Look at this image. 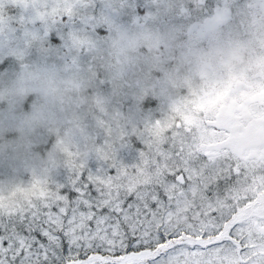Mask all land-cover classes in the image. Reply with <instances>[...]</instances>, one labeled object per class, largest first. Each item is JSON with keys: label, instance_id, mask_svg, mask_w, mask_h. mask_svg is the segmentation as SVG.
Listing matches in <instances>:
<instances>
[{"label": "clouds", "instance_id": "1", "mask_svg": "<svg viewBox=\"0 0 264 264\" xmlns=\"http://www.w3.org/2000/svg\"><path fill=\"white\" fill-rule=\"evenodd\" d=\"M185 130L264 153V0H0V214Z\"/></svg>", "mask_w": 264, "mask_h": 264}, {"label": "snow or ice", "instance_id": "2", "mask_svg": "<svg viewBox=\"0 0 264 264\" xmlns=\"http://www.w3.org/2000/svg\"><path fill=\"white\" fill-rule=\"evenodd\" d=\"M58 187L55 201L0 214V264H264V153L185 130L133 165L117 156Z\"/></svg>", "mask_w": 264, "mask_h": 264}, {"label": "rangeland", "instance_id": "3", "mask_svg": "<svg viewBox=\"0 0 264 264\" xmlns=\"http://www.w3.org/2000/svg\"><path fill=\"white\" fill-rule=\"evenodd\" d=\"M141 14H142V9H141ZM101 34H103V32H101ZM49 43H51L53 46H56V47L62 46L63 45V34H62V32L61 31H54V32L50 33L49 34ZM119 158L122 161H124L125 163L131 164V163L135 162L136 154L125 150L124 152L121 153ZM91 166L93 168H95L96 167L95 162H93L91 164ZM64 177L65 176H62L61 179H63ZM164 242H166V240ZM98 251L107 252L103 248L99 249ZM116 253H119V249H117ZM83 256H84V254L81 253V257H83Z\"/></svg>", "mask_w": 264, "mask_h": 264}, {"label": "trees", "instance_id": "4", "mask_svg": "<svg viewBox=\"0 0 264 264\" xmlns=\"http://www.w3.org/2000/svg\"><path fill=\"white\" fill-rule=\"evenodd\" d=\"M131 250H132L131 248H126L125 249L126 252H130ZM140 250L143 251L144 249L141 248ZM92 254H94V253H89L88 255H92ZM95 254H98V255H108L107 252H101V251H97V253H95ZM123 254H124V252H120V251H119V253H115V255H123ZM81 258L82 259H86L87 257L86 256H83Z\"/></svg>", "mask_w": 264, "mask_h": 264}]
</instances>
